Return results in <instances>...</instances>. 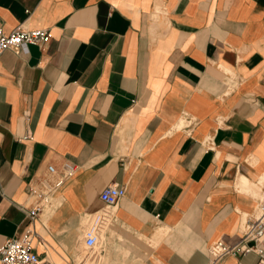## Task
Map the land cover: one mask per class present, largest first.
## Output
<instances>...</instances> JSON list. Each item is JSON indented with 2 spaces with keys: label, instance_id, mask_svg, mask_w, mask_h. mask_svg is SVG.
Here are the masks:
<instances>
[{
  "label": "crops",
  "instance_id": "obj_1",
  "mask_svg": "<svg viewBox=\"0 0 264 264\" xmlns=\"http://www.w3.org/2000/svg\"><path fill=\"white\" fill-rule=\"evenodd\" d=\"M20 26L52 37L0 57V246L31 228L54 264H210L219 242L217 264L259 263L238 246L264 200V0H0Z\"/></svg>",
  "mask_w": 264,
  "mask_h": 264
},
{
  "label": "built area",
  "instance_id": "obj_2",
  "mask_svg": "<svg viewBox=\"0 0 264 264\" xmlns=\"http://www.w3.org/2000/svg\"><path fill=\"white\" fill-rule=\"evenodd\" d=\"M51 33L46 29H26L18 27L10 33L0 29V57L4 52L10 49L26 48L28 45L45 46L51 40ZM76 170V166L67 164L65 174L62 178L55 182H45L40 190H33V194L37 197V202L33 208L28 209L27 214L33 222L47 208L53 206V199L58 188L62 184L65 177L72 175ZM50 173H55L54 167H49ZM125 188L118 185L108 186L102 193L101 198L104 202L110 203L118 201L124 197ZM100 221L97 217L94 226L87 229L85 233V244L87 248H94L97 244L98 236L96 226ZM37 233L28 228L19 238L8 240L4 245L0 246V264H54L42 260L35 251L34 238ZM241 253H254L259 257L258 264H264V200L258 208L256 216L248 219L244 230L243 240L238 246ZM227 250L219 242L214 245L211 251L210 264H217L221 256Z\"/></svg>",
  "mask_w": 264,
  "mask_h": 264
}]
</instances>
